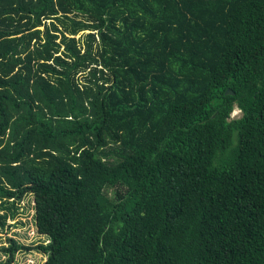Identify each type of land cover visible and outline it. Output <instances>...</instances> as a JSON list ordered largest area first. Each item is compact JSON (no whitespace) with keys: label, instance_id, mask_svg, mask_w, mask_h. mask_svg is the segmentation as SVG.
Wrapping results in <instances>:
<instances>
[{"label":"trees","instance_id":"trees-1","mask_svg":"<svg viewBox=\"0 0 264 264\" xmlns=\"http://www.w3.org/2000/svg\"><path fill=\"white\" fill-rule=\"evenodd\" d=\"M29 195L43 264H264V0H0V231Z\"/></svg>","mask_w":264,"mask_h":264},{"label":"rangeland","instance_id":"rangeland-1","mask_svg":"<svg viewBox=\"0 0 264 264\" xmlns=\"http://www.w3.org/2000/svg\"><path fill=\"white\" fill-rule=\"evenodd\" d=\"M240 116L237 110L231 114L230 118L235 119ZM21 211L14 219H7L4 225L5 230L0 231V246L7 245V238H12L30 250L16 252L12 264H43L46 257L38 253L34 248L40 243L46 242L45 237L37 234L33 222V200L32 196L25 197L21 202ZM1 213V212H0ZM6 256L0 254V263L5 261Z\"/></svg>","mask_w":264,"mask_h":264},{"label":"water","instance_id":"water-1","mask_svg":"<svg viewBox=\"0 0 264 264\" xmlns=\"http://www.w3.org/2000/svg\"><path fill=\"white\" fill-rule=\"evenodd\" d=\"M225 95H233V93L232 92H230V91H227L226 93H225Z\"/></svg>","mask_w":264,"mask_h":264}]
</instances>
